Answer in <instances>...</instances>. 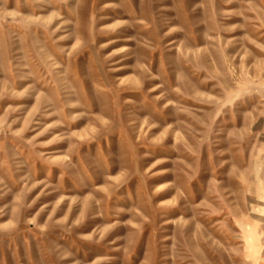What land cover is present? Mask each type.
Listing matches in <instances>:
<instances>
[{
    "label": "rangeland",
    "instance_id": "obj_1",
    "mask_svg": "<svg viewBox=\"0 0 264 264\" xmlns=\"http://www.w3.org/2000/svg\"><path fill=\"white\" fill-rule=\"evenodd\" d=\"M0 264H264V0H0Z\"/></svg>",
    "mask_w": 264,
    "mask_h": 264
},
{
    "label": "bare ground",
    "instance_id": "obj_2",
    "mask_svg": "<svg viewBox=\"0 0 264 264\" xmlns=\"http://www.w3.org/2000/svg\"><path fill=\"white\" fill-rule=\"evenodd\" d=\"M253 236H252V234L250 235V238H251V244H252V247L253 248H256L257 247V244H256V242L255 241H253V238H252Z\"/></svg>",
    "mask_w": 264,
    "mask_h": 264
}]
</instances>
